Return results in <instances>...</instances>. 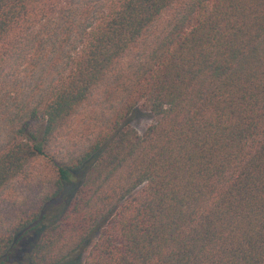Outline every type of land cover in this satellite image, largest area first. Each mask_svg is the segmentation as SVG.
I'll use <instances>...</instances> for the list:
<instances>
[{
	"label": "trees",
	"instance_id": "1",
	"mask_svg": "<svg viewBox=\"0 0 264 264\" xmlns=\"http://www.w3.org/2000/svg\"><path fill=\"white\" fill-rule=\"evenodd\" d=\"M0 264H264V0H0Z\"/></svg>",
	"mask_w": 264,
	"mask_h": 264
},
{
	"label": "rangeland",
	"instance_id": "2",
	"mask_svg": "<svg viewBox=\"0 0 264 264\" xmlns=\"http://www.w3.org/2000/svg\"><path fill=\"white\" fill-rule=\"evenodd\" d=\"M154 118L148 114V113H144V112H136L132 117H130V120H128V123L131 125V127L133 129L136 130V132L140 135H142L146 128L151 125L152 123H154ZM42 161H38L37 164L39 165L38 169H44L45 166H43L42 163H40ZM40 163V164H39ZM33 191H36L35 189ZM32 191V192H33ZM26 190L23 188V186L21 185V182L19 181H15L12 183V185L10 186V188H8L7 191V196L4 197V199L6 200L5 203L3 204V207H7V202L11 201V200H15L16 201V205L18 203L21 202V199L23 197H27V195L25 194ZM35 192L30 194H34ZM35 199L34 197L31 198Z\"/></svg>",
	"mask_w": 264,
	"mask_h": 264
}]
</instances>
